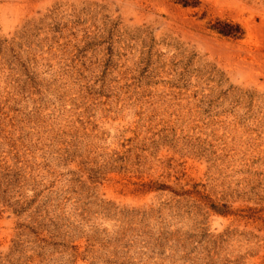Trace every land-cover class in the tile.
<instances>
[{"label": "rangeland", "instance_id": "1", "mask_svg": "<svg viewBox=\"0 0 264 264\" xmlns=\"http://www.w3.org/2000/svg\"><path fill=\"white\" fill-rule=\"evenodd\" d=\"M186 2L0 0V264H264V0Z\"/></svg>", "mask_w": 264, "mask_h": 264}, {"label": "trees", "instance_id": "2", "mask_svg": "<svg viewBox=\"0 0 264 264\" xmlns=\"http://www.w3.org/2000/svg\"><path fill=\"white\" fill-rule=\"evenodd\" d=\"M179 1L182 2L183 4H187L186 0H179ZM218 31L226 35H230L231 33H234L232 30H227L224 28H218Z\"/></svg>", "mask_w": 264, "mask_h": 264}]
</instances>
